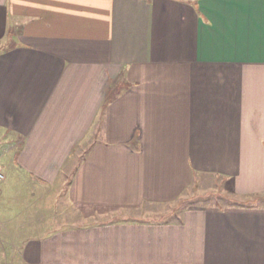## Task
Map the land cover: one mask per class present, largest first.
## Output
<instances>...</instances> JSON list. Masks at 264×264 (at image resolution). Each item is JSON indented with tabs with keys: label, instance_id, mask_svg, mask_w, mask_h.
<instances>
[{
	"label": "crops",
	"instance_id": "crops-1",
	"mask_svg": "<svg viewBox=\"0 0 264 264\" xmlns=\"http://www.w3.org/2000/svg\"><path fill=\"white\" fill-rule=\"evenodd\" d=\"M0 164V264H264V203L139 214L264 196V0H0Z\"/></svg>",
	"mask_w": 264,
	"mask_h": 264
},
{
	"label": "rangeland",
	"instance_id": "rangeland-1",
	"mask_svg": "<svg viewBox=\"0 0 264 264\" xmlns=\"http://www.w3.org/2000/svg\"><path fill=\"white\" fill-rule=\"evenodd\" d=\"M1 165V164H0ZM2 167V166H1ZM3 169V168H2ZM4 172V170H3ZM63 194V193H62ZM25 197V195H24ZM67 197V195L60 196L59 193H56V195H49L48 199L45 201L39 202L38 204L31 205L30 202H24L19 203L18 207H23L25 210L26 207L29 208V210L26 211V213L22 216L21 221L27 225L24 231L30 232L32 228L36 227L38 230L42 229V227L45 229L47 227H50V221L44 220V216L49 211L47 205H53L54 206V212L56 214H65L68 211L71 212V207L67 208L64 206L65 202L63 201V204L61 203V200ZM61 200L59 201V199ZM64 200V199H63ZM213 202H221V205L227 204H249V205H258L264 203V196L257 195L252 197H243V196H237L233 195L228 192H223L221 189L217 188L214 181L208 178H205L203 180H200L197 184V186H193V188L185 193L181 198H179L176 202L167 204V205H156V206H147L145 207V210L142 209V213H139L140 211L132 210L130 212L127 211V213H139L142 217L145 218H153L154 220L158 219H168L172 218V216H176L177 212L182 210L183 208L189 206L198 204L199 206L205 205H211ZM31 205V206H30ZM44 205L43 209H40ZM44 210V211H41ZM111 212V211H110ZM126 213V211H119V213ZM77 213L72 212L70 216V221L74 222L78 220ZM51 220V219H50ZM47 224L45 227L44 225ZM32 225V226H31ZM4 262V261H3Z\"/></svg>",
	"mask_w": 264,
	"mask_h": 264
},
{
	"label": "built area",
	"instance_id": "built-area-1",
	"mask_svg": "<svg viewBox=\"0 0 264 264\" xmlns=\"http://www.w3.org/2000/svg\"><path fill=\"white\" fill-rule=\"evenodd\" d=\"M5 180V175H4V172H3V169L0 165V182L4 181Z\"/></svg>",
	"mask_w": 264,
	"mask_h": 264
},
{
	"label": "trees",
	"instance_id": "trees-1",
	"mask_svg": "<svg viewBox=\"0 0 264 264\" xmlns=\"http://www.w3.org/2000/svg\"><path fill=\"white\" fill-rule=\"evenodd\" d=\"M249 205V204H248Z\"/></svg>",
	"mask_w": 264,
	"mask_h": 264
}]
</instances>
